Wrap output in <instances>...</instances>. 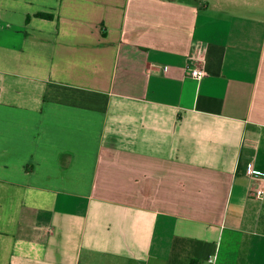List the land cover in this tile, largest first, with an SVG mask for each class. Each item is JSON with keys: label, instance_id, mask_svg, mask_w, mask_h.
Returning <instances> with one entry per match:
<instances>
[{"label": "crops", "instance_id": "obj_1", "mask_svg": "<svg viewBox=\"0 0 264 264\" xmlns=\"http://www.w3.org/2000/svg\"><path fill=\"white\" fill-rule=\"evenodd\" d=\"M258 187L264 0H0V264H264Z\"/></svg>", "mask_w": 264, "mask_h": 264}, {"label": "built area", "instance_id": "obj_2", "mask_svg": "<svg viewBox=\"0 0 264 264\" xmlns=\"http://www.w3.org/2000/svg\"><path fill=\"white\" fill-rule=\"evenodd\" d=\"M166 72V70L164 71ZM167 73V72H166ZM203 75V71L202 70H199V69H193L191 71V76L194 78V79H200ZM247 174L253 178V179H260L262 178V173L256 171L253 167L252 164H249L248 167H247ZM253 196L257 199H261L263 196H264V189L262 187H258L256 188L254 191H253ZM207 263L208 264H215V256H210L208 257L207 259Z\"/></svg>", "mask_w": 264, "mask_h": 264}, {"label": "trees", "instance_id": "obj_3", "mask_svg": "<svg viewBox=\"0 0 264 264\" xmlns=\"http://www.w3.org/2000/svg\"><path fill=\"white\" fill-rule=\"evenodd\" d=\"M36 17L38 18H43V19H53V15L52 14H48V13H36L35 14ZM30 16L27 17V21H29Z\"/></svg>", "mask_w": 264, "mask_h": 264}]
</instances>
